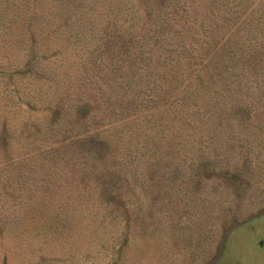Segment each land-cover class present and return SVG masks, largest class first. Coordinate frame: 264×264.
<instances>
[{
    "label": "rangeland",
    "instance_id": "rangeland-1",
    "mask_svg": "<svg viewBox=\"0 0 264 264\" xmlns=\"http://www.w3.org/2000/svg\"><path fill=\"white\" fill-rule=\"evenodd\" d=\"M0 264H264V0H0Z\"/></svg>",
    "mask_w": 264,
    "mask_h": 264
}]
</instances>
